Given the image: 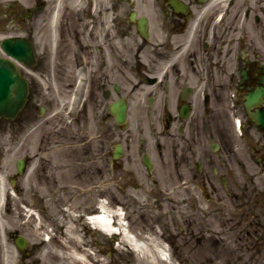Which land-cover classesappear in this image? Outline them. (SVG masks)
<instances>
[{
    "label": "flooded vegetation",
    "instance_id": "1",
    "mask_svg": "<svg viewBox=\"0 0 264 264\" xmlns=\"http://www.w3.org/2000/svg\"><path fill=\"white\" fill-rule=\"evenodd\" d=\"M194 1L199 8L204 7V4H199L198 0ZM166 6L169 11L165 14L168 34L166 41L171 42L173 36H179L178 41L181 43L176 47H167L166 49L170 48V51L166 53H153L150 68L137 65L132 68L134 80L130 78L127 80L133 82V85L140 86L148 81L146 77H150L151 85L155 89L151 99L152 113L165 118L164 132L157 137L165 140V149L170 148V156L173 159L167 162L161 145L149 146V142L146 141L139 144L134 134L128 133L120 161L124 160L132 166L137 157L141 158L145 153L149 154V150L152 149L164 166L171 165L172 162H177L179 165V157L188 165L191 159H196L195 151L200 150L201 158L197 160L205 163V171L201 170L202 175H195L192 179L199 187L209 188L215 196H219L220 186L222 190L227 189L231 210H264V127L252 117V114L258 115L264 111V42L262 44L250 39L248 49L246 46L239 49L233 36L236 32L248 33L244 28L246 25L242 24L243 28L236 25L239 19L243 23L251 21L256 32H261L262 19L258 15L251 16L250 11L246 9L243 13L236 14L228 25L220 24L215 20L221 11L210 10L205 22L200 24L201 31L189 35L188 31L194 29L192 23L198 19V16L193 14V5L188 4L189 15L174 13L170 10L168 1ZM256 35L264 39L262 34ZM187 36L194 43L191 49L184 46ZM201 43L205 44L204 63L201 61ZM205 67H208L212 73L209 84L205 80ZM160 74L164 75V79H159ZM94 84L95 90L91 98L96 102L99 87L109 85L108 77L97 74ZM250 96L254 97L257 103L248 109L245 102ZM157 100L162 102L159 110L154 107V102ZM196 102L199 104L197 110ZM208 103L211 106L209 112L206 111ZM183 105H188L191 110L187 120L183 119L185 113L181 110ZM101 110L103 117L107 119L108 107L101 104ZM206 118L212 123L216 122L217 126L222 118L228 120V126L224 132L223 130L220 132V135L223 134L228 140V143L223 145V152L221 148L218 149L217 154L209 153L205 149L203 141L204 137H207L209 126ZM237 118L241 120L240 128L245 136L244 141H239L237 137L235 127ZM108 139L106 131L101 137L98 149L89 146L80 153L70 150L65 154V160L70 165L80 164L82 167L103 161L107 163ZM219 154H225V159L228 160L226 161ZM226 162L228 167L223 169L224 174L220 169ZM254 162L260 168L255 167ZM79 173L80 176L86 177L103 175L101 169L98 171V169L83 168ZM259 177L261 192L253 190L256 189L254 178ZM248 235L255 238L245 240L246 244L264 247V238H256L258 233L249 232ZM261 257L264 258V255Z\"/></svg>",
    "mask_w": 264,
    "mask_h": 264
},
{
    "label": "rangeland",
    "instance_id": "2",
    "mask_svg": "<svg viewBox=\"0 0 264 264\" xmlns=\"http://www.w3.org/2000/svg\"><path fill=\"white\" fill-rule=\"evenodd\" d=\"M97 1H103L105 3H96L95 4L96 7L95 6L94 7L97 8L98 11L102 10L103 13L106 10H108V12L110 11L112 17L113 16L115 17L114 20L116 21L115 26L117 27L116 28L117 32H118V27H120L119 30L122 29L123 27L120 25L121 18L119 17L120 16L122 17V14H125L127 12V8L124 7L119 10V8H117L118 6L117 3L119 0H109V1L97 0ZM112 3H114L113 4L114 7L111 5ZM153 4H154V0H147L145 5L139 4L137 6V9L140 11V13L143 12L149 15V12L153 10V7H152ZM91 8L92 7L90 6L85 13L90 15L89 12ZM82 14L83 13H78V12L73 13L72 14L73 22L75 20H78V21L83 20L82 19L83 16H81ZM261 14L264 18V14L263 13ZM38 17L40 18V20H42V14H37V18ZM34 19H36L35 14L32 17V20ZM40 35L37 37V42H39ZM111 44L112 46H109L108 38L105 37V33H104L102 46L100 47H103V48L104 47H128L129 48L133 46L134 48H136L135 45L128 43V40L124 41V40H120V38L119 40L117 39L114 42H111ZM96 46H98V43ZM37 72L38 71H33V73L35 74ZM51 84L43 86L44 87L43 91L49 97L54 96L53 92H50L49 94V91L47 90V89L53 88V84L52 85ZM36 89H37L36 87H33L34 91ZM38 96H40L39 91H38ZM55 96L57 95L55 94ZM67 101L69 100H66L64 108L62 107L63 111L65 110V107L69 103ZM78 102H80V97L77 100V103ZM48 103H50V101H48ZM48 103H40V104H44L48 106L49 109L47 108L48 110L44 118H45V121L50 124V126L54 127L55 118H53V115L51 113L54 111V106H55L54 104L56 103V98L54 97V101H52L51 106ZM110 127L115 130L114 122L111 120H110ZM22 129H23L22 115H20L19 118L14 122H7L4 120H0V170H1V173H3V175L8 177L7 186L8 188H10V193H11V195L10 194L8 195V199H7L8 202L5 201V203L2 206V210H0V214H2L3 216L2 223L7 228V232H6L7 236L5 233V236L3 237V241L7 245H8V242H7L8 229L9 231H12V232H15L13 231V229L15 228H16L15 230L20 231V228L24 225V220L20 219L21 213L25 214L26 219L30 216H32L34 219L36 218L35 223L32 222L30 225L25 226L22 232L20 231L21 235H24L25 237L29 239V241H31V240H35L38 237L37 229H34V227L36 226L38 227V225L40 224L41 215L43 217V213L40 212L41 210L39 211L37 209H40L43 206L46 207L47 210H44L46 213V217H48L50 223L52 224H54L55 221H61L62 224L68 223V226L74 227V225L71 223V219L69 218L66 219L65 217L66 214L64 211H68L70 208L71 212L76 211L74 213L75 215H80L81 214L80 212H82L83 210H77L79 207H81L82 205L85 206L86 204L88 208H92L93 210L94 207H96L97 201L99 198V196H96V195H99L98 192L93 194L90 197H81V196L79 197V195H83L84 193L82 192L79 193L78 191H76L78 192L76 196H75V193H74L75 191H74V192L66 193L67 197H65L62 193H59L57 189H55V187L52 186L51 182H43V181H41L43 183V187H39V188L43 189V191L46 192L44 193L45 195L44 198H46L45 200H43L42 197L35 198L32 196V194H28V196L23 198L21 190L24 187L25 181L23 182L22 178H18L17 182L14 184L13 182H11V177L13 178V176L16 175L17 161L23 158L24 152L26 150L28 151L29 149H32L33 147L37 148L39 139H37L38 136L35 131V130L38 131V128L35 129L31 126L30 127L31 130L29 131L28 136L26 135L25 131ZM214 132L216 135L217 134L216 128H214ZM90 134L94 135V132H91ZM2 146H3V149L1 148ZM35 151L36 152L38 151V153L41 152L38 149H35ZM2 155L4 156L3 159H2ZM111 170L112 169L110 168V173L107 176L108 182L106 183L107 180L106 181L103 180L104 182L103 184H105V188H107L105 192L107 194V198H109L111 205L117 204V201H116V199L118 198L117 196L123 198V200L127 202L128 199L126 197H129V193H130L129 190L120 189V187L123 185L124 179H121L120 177L118 179H113L115 178V176L112 174ZM38 181L40 180L37 178L33 180L34 183L39 185ZM61 182H64V181L59 180V183ZM139 182L141 181L139 180ZM138 183H136V181L133 183L134 187H132L133 188L131 190L132 192L135 193L136 191H139L137 190V186L139 185ZM73 184L78 185L77 183H73ZM97 185H100V184L98 183ZM143 186L144 188H141L139 192V194L141 195V197H139V201L137 203L134 202V206L129 207L128 210H125L126 211L125 217H126V221L128 222V226L130 230H132L135 234L140 235L141 237L143 236L139 234L138 232L147 231L149 232V234H151V233H154V231H157L163 234L164 228L162 227L163 230L159 229L158 228L159 224L157 225V224H154L153 222L160 221V224L168 223L169 228H167L166 237L168 238L169 236L171 238V241L174 244V246L170 247L169 245H166L165 248L167 249V252H171L174 254L176 253L178 258L180 260H186L187 264H230V262H227L233 256V253L230 250L224 251V249L221 248V246H212L211 244L209 245V248L206 247V249H204V247L200 246L197 243V241H195L194 238L188 240L183 237H180L181 229H184L187 234H191L192 232H198L201 229V227L199 229V225L205 224V221L207 219L205 217L208 214H213V212L215 211V210L206 209V206L212 205V203H207L206 200L201 201V199L197 197V196H200L199 192H195L193 196L196 198H193V199L195 203H198V204H195L192 208H190L188 206V201L190 200L189 197H191L192 194L190 196L175 194L173 196V199L177 201L176 203H178V205L176 206V208H174V205H173L174 202L170 200L164 201L165 197L171 196V195L168 194L165 197H160L162 195L157 194L160 197L159 199H162L159 202L157 199L158 196L157 195L154 196L152 194V192L154 193L155 190L146 183L142 184V187ZM80 188H85V187L80 185ZM86 188L91 189L92 186L87 185ZM160 190H163L162 192L167 191L165 190V185L163 183L160 186ZM54 191L55 193H53ZM23 199L26 202H24ZM196 199L199 201L197 202ZM183 200H184L185 206L183 205L180 206V203H182ZM6 202H7V205H6ZM23 202L26 204H30L31 205L30 209L33 208V210L32 211L23 210V205H24L22 204ZM160 203L161 205L166 204L168 205V207H165V206L162 207L160 206ZM227 203L228 201H226V204ZM53 207L55 208V210H52ZM33 211H35L34 213H36L34 214L35 216H33ZM222 211H223L222 213L225 218L229 219L231 217L232 210H227V207H225V209ZM145 215L147 217H144ZM209 219L210 220H208V222L212 221L213 222L212 224H214V227H213L214 230H217L219 233L224 231L221 228H219V223L222 224L223 222H227L226 219H222L220 217L217 218L216 216H211L209 217ZM78 226H79V229L81 230L86 229L85 226L87 227V225H85V223L83 222L82 224H78ZM0 229L2 230V228ZM56 230L58 232L59 237L64 236V235H61V233H63V230H61V228L56 227ZM89 231L90 232L87 237H89V239L92 241L94 240L93 242H98L99 239L101 240L100 242L102 244L106 243V241L108 242V246H106L108 250V255L101 256L102 260L104 261V264L106 263H110V264H153L152 258L147 259L150 256L148 255L147 252H144V254L142 253L143 256L139 257L137 252L133 253L125 245L117 244L116 241H119L120 243L122 242L121 238L115 240V238L113 237L112 238L104 237L102 234L94 233V231H91L90 229ZM83 234L85 235V232H83ZM212 238H214V236H212L211 239ZM153 239L156 242L161 243L159 239L157 240L156 238H153ZM214 239H217V237H215ZM0 240H2L1 232H0ZM227 240H229V237L227 238ZM151 241L153 240L150 239V242ZM115 242H116V245H115ZM1 246L2 247H0V250L2 249V253H0V264H14V262L8 261V255L6 254V250L8 248L5 247L6 245L5 246L1 245ZM124 247H126L125 248L126 251L123 250ZM29 249H30V254L28 256L23 255L25 259L20 264H41L38 258L35 259V257L38 254V251L31 246H29L28 250ZM109 253H111V255ZM152 254L156 257L160 256L156 249L153 251ZM95 255L99 259V255L98 254H95ZM208 255H219L220 260L218 259L217 261H214V262H207L208 259H210V258H207ZM179 259L178 260L175 259L173 261L163 260L164 262H159V263L161 264H186L184 262H181ZM158 261H162V260L158 259ZM233 264H236V263H233ZM237 264H247V263L242 262V263H237Z\"/></svg>",
    "mask_w": 264,
    "mask_h": 264
},
{
    "label": "bare ground",
    "instance_id": "3",
    "mask_svg": "<svg viewBox=\"0 0 264 264\" xmlns=\"http://www.w3.org/2000/svg\"><path fill=\"white\" fill-rule=\"evenodd\" d=\"M8 2V0H5ZM22 4H25L27 1L26 0H21ZM255 1V0H252ZM257 1V0H256ZM1 5H4V3H2ZM76 6V0L75 1H71V6L70 9L72 10L73 8H75ZM104 21V20H102ZM94 33V30H93ZM4 33L0 31V35H3ZM1 37V36H0ZM0 197L2 196V193L4 190H7L6 186L4 185V182L1 180L0 181ZM1 203V201H0ZM104 207V206H103ZM1 215V214H0ZM106 217H109L108 215H98L96 219H98V224L99 226L105 228L106 227V221L109 219H107ZM2 219V217H0ZM21 218H23V215L21 213ZM0 227L1 228H5L2 221L0 220ZM37 233L38 236L41 238V234L39 232V229H37ZM69 235H73L72 237L65 236L64 240H57L54 239L55 242V246L57 248V250H59V252H57L55 254V258L57 259V263L58 264H104L103 260H100L97 258V256L95 254L92 253L91 249H85V243H84V239H82L81 235L73 230H70L68 232ZM124 242H129L130 245H132L134 248H136L138 250L139 253H143V252H147L148 255H150V257L148 259L152 258V263L153 264H160L158 262V260H156L154 258V256L152 255V251H154L155 249H158L159 246H155L156 245V241H151L150 239L153 240L152 238H148L147 240L145 239H141L138 240L133 237H128L124 236ZM40 245H42V252L40 255V259L45 261L48 257H50V252H51V248L50 245H46L45 242H41L40 244H36V247H40ZM125 245V244H124ZM9 246V244H8ZM126 246V245H125ZM10 251V252H9ZM158 251L160 253L163 252V249H158ZM11 250L10 247H8V255L10 257L11 254ZM13 253V252H12ZM14 264L15 262V257L12 258ZM45 264V263H43Z\"/></svg>",
    "mask_w": 264,
    "mask_h": 264
},
{
    "label": "water",
    "instance_id": "4",
    "mask_svg": "<svg viewBox=\"0 0 264 264\" xmlns=\"http://www.w3.org/2000/svg\"><path fill=\"white\" fill-rule=\"evenodd\" d=\"M13 54V53H11ZM16 56V55H15ZM6 61L0 60V115L3 116H13L19 111L24 105L25 96L27 87L26 84L20 80V77L15 70V68L11 65L10 62L7 63L8 66H5ZM5 67L7 70L11 71L12 76H14L16 83H12L11 89L8 90L7 98L4 99L2 96L4 95L3 90L6 88L7 82V72L2 70V67ZM11 75L8 74V77ZM11 76V77H12ZM9 80V79H8ZM8 83V82H7ZM2 98V100H1ZM122 113L118 117V121H122L124 118V110H121Z\"/></svg>",
    "mask_w": 264,
    "mask_h": 264
}]
</instances>
